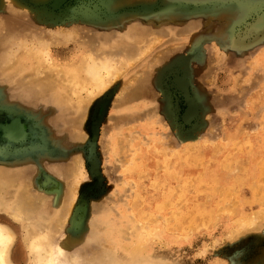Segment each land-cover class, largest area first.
I'll list each match as a JSON object with an SVG mask.
<instances>
[{
  "label": "rangeland",
  "instance_id": "rangeland-1",
  "mask_svg": "<svg viewBox=\"0 0 264 264\" xmlns=\"http://www.w3.org/2000/svg\"><path fill=\"white\" fill-rule=\"evenodd\" d=\"M0 177L13 264H264V0H0Z\"/></svg>",
  "mask_w": 264,
  "mask_h": 264
},
{
  "label": "bare ground",
  "instance_id": "bare-ground-1",
  "mask_svg": "<svg viewBox=\"0 0 264 264\" xmlns=\"http://www.w3.org/2000/svg\"><path fill=\"white\" fill-rule=\"evenodd\" d=\"M57 1L58 0H56V3H57ZM103 68L106 71L105 73L108 74L109 70L107 67H105V65H103L102 63L101 64L100 63L95 64L93 60H91L90 65H87L85 67V69H86L85 71L91 75L93 83L95 84L94 86L97 88V90H101L102 88H104L107 85L106 84L107 82H104L103 77L101 76V72H102ZM62 79L66 80L64 77H62ZM69 80H73V79H69ZM93 89H91V90H93ZM92 93H94V91ZM77 94H79V93H77ZM17 125H18V123H17ZM17 125H16V127H17ZM12 127H13V125H12ZM17 128H20V127H17ZM6 137H8V136H6ZM14 140H16V139H14ZM7 186H8V183H6L2 179V177H0V209H2V207H3L2 206L3 199L1 198V196H2V193L4 192V190L7 188ZM26 187L27 186H25V189H26ZM26 190H28V189H26ZM26 190H24L23 188L21 190L19 188L17 190L16 197L13 198L12 201L10 202L9 212H10L12 217H15V218L26 217V218H28L29 214L32 213V211L34 210L33 207L35 206L34 205L35 198L28 195ZM28 191H30V190H28ZM66 203H67L66 207L68 206V208L66 209V207H64V209L61 212V215L59 216L58 220L56 221L57 223L63 221V220H61V218H63L66 215L65 213H67L69 210L70 202H66ZM61 224H60V227H62ZM58 228H59V226H58ZM54 234H56V232ZM42 237H44L43 233H38L37 235L29 234L25 240L26 247H27L28 252L30 253V257H31L29 264H76V262H75L76 260L73 258L72 259L67 258L66 254L64 252L67 249V246L70 245L67 241L63 240V241H59V242L54 243L52 241H48V239H42ZM45 240H47V241H45ZM11 242H12L11 231L4 224L0 223V254H3L6 264H13L12 260L10 259ZM108 262L110 264H123V263H120L119 261H117L114 257H111V259L108 260ZM98 263L99 262H97V264ZM130 264H152V262L148 263L147 261H144V262L138 261L137 263L131 262Z\"/></svg>",
  "mask_w": 264,
  "mask_h": 264
},
{
  "label": "clouds",
  "instance_id": "clouds-1",
  "mask_svg": "<svg viewBox=\"0 0 264 264\" xmlns=\"http://www.w3.org/2000/svg\"><path fill=\"white\" fill-rule=\"evenodd\" d=\"M0 264H6L3 254H0Z\"/></svg>",
  "mask_w": 264,
  "mask_h": 264
}]
</instances>
